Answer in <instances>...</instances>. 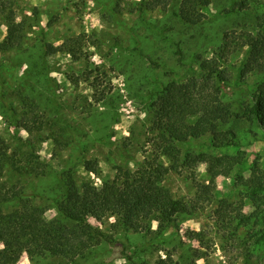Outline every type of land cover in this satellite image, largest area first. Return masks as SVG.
Masks as SVG:
<instances>
[{"label":"rangeland","instance_id":"1","mask_svg":"<svg viewBox=\"0 0 264 264\" xmlns=\"http://www.w3.org/2000/svg\"><path fill=\"white\" fill-rule=\"evenodd\" d=\"M1 1L13 12L19 45L8 47L10 26L7 15L0 16V139L23 170L6 166L3 182L44 207L47 221L60 218L54 203L64 194V173L78 187L98 189L119 168L133 171L153 159L154 103L162 89L186 80L197 57L211 58L225 33L256 34L264 15V4L227 13L241 0H211L205 20L190 26L176 17L182 0L155 11L145 8L149 0ZM67 42L74 56L58 51ZM245 59V52L230 58L231 88L221 97L233 116L220 130L231 132L234 144L214 148L209 137L189 140L178 147L180 159L161 184L173 199L189 203L192 176L201 183L209 177L204 164L187 167V156L244 157L241 167L216 179L210 206L179 215L162 230L153 222L144 233L124 230L115 218H89L103 237L79 257L30 260L23 254L18 264H264V191L244 184L253 170L264 173V132L242 115L264 75L241 82ZM28 102L43 125L30 133L23 127ZM159 162L172 165L166 158ZM87 163L96 172H88ZM223 201L240 207L227 232L215 217Z\"/></svg>","mask_w":264,"mask_h":264},{"label":"trees","instance_id":"2","mask_svg":"<svg viewBox=\"0 0 264 264\" xmlns=\"http://www.w3.org/2000/svg\"><path fill=\"white\" fill-rule=\"evenodd\" d=\"M169 3L170 0H149L145 8L150 11L166 10ZM210 4L211 0H182L176 17L187 25L197 26L205 20ZM262 4L264 0H241L227 13L245 11L252 5ZM5 15L12 35L8 47H15L19 41L14 36L16 23L13 12L8 11L7 4L0 0V16ZM223 37L221 47L211 58L197 57V69H192L183 82L170 81L156 99L152 126L156 136L151 141L154 158L145 160L133 171L119 168L114 178L98 189L88 184L78 187L73 176L64 173L61 176L64 194L54 203L60 218L45 220L44 207L22 199L20 188L3 182L6 166L17 173L23 170L14 159L15 154L10 155L6 142L0 139V264H18L23 254L30 260L45 255L69 260L79 257L103 237L97 228L88 223L89 218L97 222L115 218L124 230L144 233L151 231L153 222L162 230L174 223L177 216L189 215L211 205L216 179L227 177L234 168L241 167L244 157L187 156L184 162L187 167L194 169L204 164L209 177L207 183H201L192 176L195 195L189 203L173 199L161 184L180 159L178 147L189 140L209 137L214 148L234 144L233 134L220 130L233 116L232 108L225 105L221 98L222 92L231 88L230 58L237 53L246 54L238 76L241 82L252 73L264 75V15L258 19L256 34L233 30ZM50 50L57 52L53 47ZM58 51L74 56L68 42L62 44ZM177 57L181 63L180 51H177ZM26 106L28 114L24 117L23 127L28 133L36 128L40 130L43 125L35 117L36 106L31 102ZM242 115L264 132V82L250 95ZM160 158H166L172 165L165 167L159 162ZM85 169L90 173L96 172V167L90 163ZM34 171L32 167L31 172ZM244 184H255L264 191V173L253 170ZM239 208L223 201L215 212L220 227L226 232L234 218H238ZM62 221H69L72 226ZM190 235L198 236V233Z\"/></svg>","mask_w":264,"mask_h":264}]
</instances>
